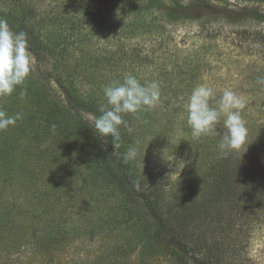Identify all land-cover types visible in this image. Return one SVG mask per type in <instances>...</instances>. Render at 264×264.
<instances>
[{
  "label": "trees",
  "instance_id": "1",
  "mask_svg": "<svg viewBox=\"0 0 264 264\" xmlns=\"http://www.w3.org/2000/svg\"><path fill=\"white\" fill-rule=\"evenodd\" d=\"M157 16L148 18L156 23ZM254 17L264 21V12L256 10ZM134 22L135 27L140 24ZM68 25L66 29L75 30L72 22ZM66 29L55 28L47 35H63ZM42 44L33 37L30 45L41 65ZM50 51L53 56L51 43ZM125 52L87 57L85 91L76 85L77 71L67 70L70 66L60 54L47 70L57 91L29 74L11 96L0 97V108L9 115L22 113L14 126L0 131V264H15L22 251L28 264H250L242 257L245 246L237 231L243 234L264 217V123L226 157H219V136L189 143L191 130L184 124L181 146L203 152L202 174L192 178L189 168L171 184L144 178L137 163L124 162L136 134L121 126L115 149L113 138L102 139L94 128L105 103L103 87L113 82L121 61H134ZM126 74L146 83L134 68L124 71L120 82ZM198 77L192 73L188 78ZM165 84L160 91L170 97L169 111L176 108L171 99L194 88ZM24 89L27 96L21 99ZM151 113L125 114L123 119L139 134L152 126ZM137 180L139 189L134 187ZM9 190L23 193L26 200L19 202V195L10 196ZM94 236L100 240H88Z\"/></svg>",
  "mask_w": 264,
  "mask_h": 264
},
{
  "label": "rangeland",
  "instance_id": "2",
  "mask_svg": "<svg viewBox=\"0 0 264 264\" xmlns=\"http://www.w3.org/2000/svg\"><path fill=\"white\" fill-rule=\"evenodd\" d=\"M256 10L264 12V0H0V17L6 18L14 31L27 32L29 45L33 37L42 40L45 62L38 64L32 54L30 74L55 91L57 84L47 78L53 57L61 54L66 58L65 63L70 66L67 70L77 71L76 85L85 91L89 85L82 72L87 57L126 51L134 61L128 57L121 61L113 71L119 72L113 81H120L124 71L134 68L146 82L156 81L160 86L164 83L169 87L178 83H181L179 86L194 84L190 85L193 87L203 84L218 96L225 89L232 90L244 107L249 106L240 113L248 132L254 133L264 123V85L257 83L259 78H264V21L254 17ZM153 14L158 15L156 23L148 18ZM145 15L149 16L145 18ZM135 19L140 23L136 27ZM70 22L75 30L66 29ZM61 27L66 29L63 35L52 38L53 35H47ZM35 31L44 35H34ZM50 43L54 47L53 56L48 52ZM192 73L199 77L191 80L188 77ZM190 93L185 90L177 99H171L176 108L169 111L170 106L166 104L170 97L161 90L158 106L150 110L154 118L148 126H152L144 128L143 132L139 130V134L135 126L132 129L137 136H134L135 143L140 145L135 163L139 171L143 169L144 178L171 184L189 168L192 178L205 169L199 162L203 152L194 150L195 146H181L180 141L186 134L184 104ZM161 123L165 125L162 130ZM219 127L218 131L223 130ZM188 137L191 139V132ZM192 140L193 137L189 143ZM163 149L165 158L172 162L161 159ZM200 165L205 167L199 170ZM8 192L10 196L19 195V202L26 200H22L23 193ZM10 196L9 199H13ZM257 221L245 228L243 234L237 231V240L245 246L242 257L250 264H264V217ZM90 239L93 243L100 240L97 236ZM20 256L15 264L27 263L24 251Z\"/></svg>",
  "mask_w": 264,
  "mask_h": 264
},
{
  "label": "clouds",
  "instance_id": "3",
  "mask_svg": "<svg viewBox=\"0 0 264 264\" xmlns=\"http://www.w3.org/2000/svg\"><path fill=\"white\" fill-rule=\"evenodd\" d=\"M31 67L32 53L27 32L14 31L8 20L0 17V97L11 96L18 86L24 85ZM257 83L264 85V78H259ZM26 96L27 90L24 89L20 92V98L24 99ZM103 96L105 103L99 107L101 115L95 119L94 128L102 139L111 136L116 149L118 145L115 141L120 138L121 126L127 128L129 132L132 131L123 116L138 115L155 109L160 102L161 91L156 81L141 84L134 75L126 74L123 82L113 81L104 86ZM243 107L241 98L232 90L225 89L217 97L211 87L197 85L184 104L191 136L194 139L219 136L217 145L219 157H226L231 152L239 151L246 144L248 135L240 113ZM20 119L22 113L9 115L6 110L0 108V131L14 126ZM218 125L223 129L222 133L217 130ZM52 127L55 128V125ZM165 149L160 151L161 159L172 162L165 158ZM139 155L140 145L137 142L127 149L124 162H135ZM139 186V181H134V187L139 189Z\"/></svg>",
  "mask_w": 264,
  "mask_h": 264
}]
</instances>
